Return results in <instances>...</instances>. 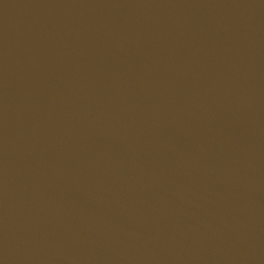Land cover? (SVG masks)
Wrapping results in <instances>:
<instances>
[{"label":"water","instance_id":"water-1","mask_svg":"<svg viewBox=\"0 0 264 264\" xmlns=\"http://www.w3.org/2000/svg\"><path fill=\"white\" fill-rule=\"evenodd\" d=\"M0 264H264V0H0Z\"/></svg>","mask_w":264,"mask_h":264}]
</instances>
